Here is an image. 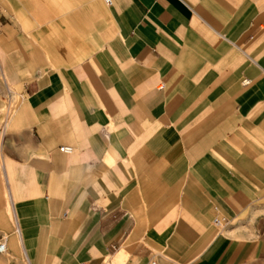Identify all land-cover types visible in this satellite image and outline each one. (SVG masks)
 <instances>
[{"label": "crops", "instance_id": "obj_1", "mask_svg": "<svg viewBox=\"0 0 264 264\" xmlns=\"http://www.w3.org/2000/svg\"><path fill=\"white\" fill-rule=\"evenodd\" d=\"M110 1L0 0L2 264H264V0Z\"/></svg>", "mask_w": 264, "mask_h": 264}, {"label": "rangeland", "instance_id": "obj_2", "mask_svg": "<svg viewBox=\"0 0 264 264\" xmlns=\"http://www.w3.org/2000/svg\"><path fill=\"white\" fill-rule=\"evenodd\" d=\"M105 1V0H104ZM106 3V2H105ZM0 80L1 79V72H0ZM5 102L0 107V145L5 140L6 136V123L9 120V117L12 115V112L16 108L17 103L19 102V97H15L14 95L11 96L8 94H5L4 97ZM251 216L249 218H246L244 221V227L248 232L254 233V216H264V200H261L259 203H257L251 210H250ZM232 224V223H231ZM2 256H0V264H2ZM122 260L115 259L113 264H122ZM249 264H263L261 262H255V263H249Z\"/></svg>", "mask_w": 264, "mask_h": 264}, {"label": "built area", "instance_id": "obj_3", "mask_svg": "<svg viewBox=\"0 0 264 264\" xmlns=\"http://www.w3.org/2000/svg\"><path fill=\"white\" fill-rule=\"evenodd\" d=\"M105 2L107 4H110V0H105ZM245 85H249L250 81L246 80L244 82ZM61 152L66 153V154H70L73 152V148L71 147H62ZM228 221L225 218H216L214 220V224L221 228L224 229L227 226ZM7 253V242H6V238L0 235V255H4ZM78 264H113L110 260L105 259L102 262H80ZM155 264V263H154Z\"/></svg>", "mask_w": 264, "mask_h": 264}]
</instances>
